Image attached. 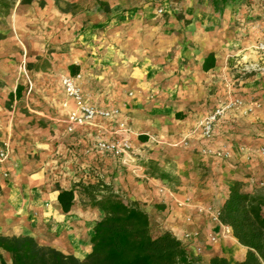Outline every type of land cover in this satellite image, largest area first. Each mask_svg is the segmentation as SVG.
I'll return each instance as SVG.
<instances>
[{
    "label": "crops",
    "instance_id": "crops-1",
    "mask_svg": "<svg viewBox=\"0 0 264 264\" xmlns=\"http://www.w3.org/2000/svg\"><path fill=\"white\" fill-rule=\"evenodd\" d=\"M183 2L184 19L153 15L154 0L15 2L10 34L0 42V147L8 149V176L0 177L1 235L30 236L82 260L101 215L92 202L112 192L146 213L154 233L175 236L200 264L212 256L243 259L246 248L231 232L222 235L197 207L218 212L234 180L248 191L264 187V155L258 152L264 148V109L227 111L206 142L196 123L230 97L264 102V51L255 49L264 32L225 30L237 19L228 10L234 0L220 12L209 0ZM217 21L220 26H213ZM49 45L63 49L47 53ZM208 54L214 65L204 71ZM71 64L84 103L116 110L114 121L95 117L68 130L75 105L59 77L71 75ZM245 65L255 69L241 74ZM117 122L132 131V150L149 179L92 149L94 141L110 138ZM158 184L191 203L178 206L157 192ZM69 189L73 202L63 212L56 197Z\"/></svg>",
    "mask_w": 264,
    "mask_h": 264
},
{
    "label": "trees",
    "instance_id": "trees-1",
    "mask_svg": "<svg viewBox=\"0 0 264 264\" xmlns=\"http://www.w3.org/2000/svg\"><path fill=\"white\" fill-rule=\"evenodd\" d=\"M33 0H19L29 4ZM215 11H221L229 0H209ZM10 6L0 2V14L7 15ZM0 39L2 35L0 34ZM214 65L213 54L202 63L207 71ZM74 75L77 67L68 66ZM16 87V95H19ZM260 183L264 185V180ZM56 200L63 212L73 202V190H59ZM100 210L89 237L90 249L84 259L45 245L30 236L0 234V264H200L181 242L168 231L154 233L146 213L128 204L112 192L92 202ZM221 224L246 248L243 259L229 261L212 256L208 264H264V187L248 191L240 181H231L227 196L218 211Z\"/></svg>",
    "mask_w": 264,
    "mask_h": 264
},
{
    "label": "built area",
    "instance_id": "built-area-1",
    "mask_svg": "<svg viewBox=\"0 0 264 264\" xmlns=\"http://www.w3.org/2000/svg\"><path fill=\"white\" fill-rule=\"evenodd\" d=\"M258 51H264V40L259 41L255 45ZM253 66L245 65L240 69L241 74L254 70ZM80 78L79 74L69 75L62 74L59 77V82L62 87L63 93L67 99L74 102L75 109L68 114L66 123L68 130L73 126L89 123L95 117L104 120L114 121L116 110H102L96 109L91 105L84 103L82 93L77 81ZM246 106L247 111L252 108L264 109V102L255 99L249 100L245 103L240 97H230L226 101L216 105L209 110L203 117L197 120L196 126L200 133L202 141H209L213 136L214 127L217 122L224 116V114L235 108ZM109 139H98L93 142L92 149L96 152L104 153L109 156L115 157L119 160L122 167H126L130 172L137 177L149 179L143 172L142 166L139 164L135 153L132 150L131 137L132 131L123 123L117 122L111 130L108 131ZM205 151V150H204ZM259 154L264 155V148L259 149ZM223 157H228V153L221 151L218 153ZM8 158V149L6 146L0 147V177L7 178L8 172L3 168V164ZM156 190L159 194L166 193L178 206H188L191 203L190 198L179 200L175 197L174 193L165 185H156ZM197 212L207 214L214 222L218 223L221 227L222 235H229L230 228L220 223L218 219V212H214L210 207H197ZM191 234L184 233L183 238H188ZM195 235V233L193 234Z\"/></svg>",
    "mask_w": 264,
    "mask_h": 264
},
{
    "label": "rangeland",
    "instance_id": "rangeland-1",
    "mask_svg": "<svg viewBox=\"0 0 264 264\" xmlns=\"http://www.w3.org/2000/svg\"><path fill=\"white\" fill-rule=\"evenodd\" d=\"M17 0H0L2 4H8L10 9L7 15L0 14V34L2 35V39L0 42H4L7 40L10 32L7 30V20L8 15L12 11L14 4ZM184 0H154L155 4H152L151 9L154 11L153 15L156 16H166L170 14H174L183 18L185 15L183 2ZM234 6H231L228 10H230L229 15H234L237 19L235 22L230 21L228 26L225 27V30H231L233 27L236 28H247L248 29H255L258 31L264 32V0H234ZM160 4V5H159ZM67 9V8H66ZM200 9V8H197ZM229 12V11H228ZM184 19V18H183ZM221 22V19H217ZM209 23V19L206 20ZM185 23L186 20H183ZM213 22V19L211 20ZM121 25L118 23L114 25L113 29L120 27ZM124 26V25H123ZM213 26H220L218 21L213 23ZM52 45L47 47V53L55 52L57 49L62 50L63 47L59 46V48H52ZM22 61L18 63L16 73L18 75L22 74L23 72V65L21 64ZM2 82V81H1Z\"/></svg>",
    "mask_w": 264,
    "mask_h": 264
}]
</instances>
